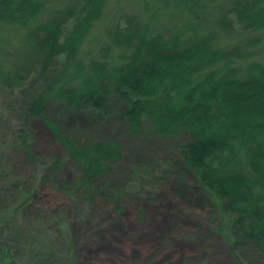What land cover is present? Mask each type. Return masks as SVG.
Listing matches in <instances>:
<instances>
[{"label": "trees", "instance_id": "1", "mask_svg": "<svg viewBox=\"0 0 264 264\" xmlns=\"http://www.w3.org/2000/svg\"><path fill=\"white\" fill-rule=\"evenodd\" d=\"M109 1L0 0V91L11 94L17 108L11 145L0 142V264H68L75 249L68 225L57 226L50 238L41 235L46 212L33 205L63 161L33 151V118L71 159V193L92 202L93 210L120 201L124 192L138 197L133 188L148 185V169L138 168L133 185L118 181L121 142L80 141L48 116L49 104L60 102L103 120L112 93L135 136L145 123L151 136L187 133L180 154L226 218L222 233L234 259L260 264L264 63L252 57L263 37L250 33L264 31V0H135L140 9L117 13L88 56L84 45ZM11 35L18 38L15 48ZM29 228L38 230L37 238Z\"/></svg>", "mask_w": 264, "mask_h": 264}, {"label": "rangeland", "instance_id": "2", "mask_svg": "<svg viewBox=\"0 0 264 264\" xmlns=\"http://www.w3.org/2000/svg\"><path fill=\"white\" fill-rule=\"evenodd\" d=\"M139 9L135 0H110L105 19L94 27L84 45L87 55L104 41L102 30L116 20L117 13ZM250 34L263 37L252 60L264 63V31ZM238 39L240 35L232 41ZM17 43L18 38L12 36V48ZM109 104L110 110L103 111V120L96 119L89 111L73 110L60 102L49 104L48 116L59 119L62 132L73 134L80 141L101 136L121 142L124 158L118 181L133 185L138 168L148 169V185L142 190L135 185L133 190H138V197L124 192L118 197L120 201L112 200L93 210L89 205L92 202L84 203L80 196L71 193L75 175L71 159L45 123L33 118L28 128L33 151L37 154L50 151L63 161L60 169L52 171V179L42 184L38 202L33 205L57 223L46 217L45 225L40 226L45 227L41 235L50 238L57 226L62 230L66 225L70 227L75 249L68 264H240L222 233L226 218L219 214L217 204L210 203L207 189L180 154L182 145L189 140L187 133L178 137L151 136L145 123L141 134L135 136L120 114L123 103L114 93L109 97ZM16 111L13 96L6 90L0 91V142L4 139L7 146L11 145L8 132L16 124ZM262 192L264 195V189ZM121 206L123 212L119 210ZM37 233V229H27V234L34 238ZM260 264H264V258Z\"/></svg>", "mask_w": 264, "mask_h": 264}]
</instances>
